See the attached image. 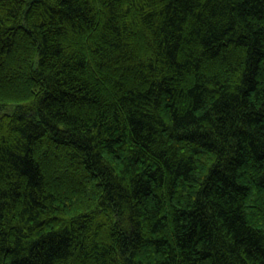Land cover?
<instances>
[{
  "label": "trees",
  "instance_id": "16d2710c",
  "mask_svg": "<svg viewBox=\"0 0 264 264\" xmlns=\"http://www.w3.org/2000/svg\"><path fill=\"white\" fill-rule=\"evenodd\" d=\"M0 264H264V0H0Z\"/></svg>",
  "mask_w": 264,
  "mask_h": 264
}]
</instances>
